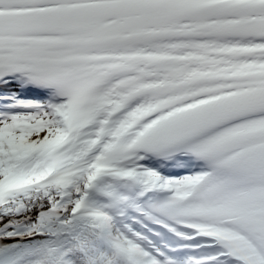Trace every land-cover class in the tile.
Wrapping results in <instances>:
<instances>
[{"label":"snow or ice","instance_id":"snow-or-ice-1","mask_svg":"<svg viewBox=\"0 0 264 264\" xmlns=\"http://www.w3.org/2000/svg\"><path fill=\"white\" fill-rule=\"evenodd\" d=\"M0 264H264V0H0Z\"/></svg>","mask_w":264,"mask_h":264}]
</instances>
